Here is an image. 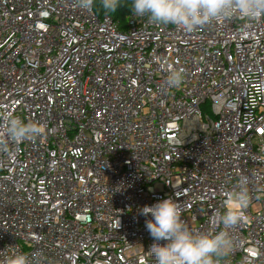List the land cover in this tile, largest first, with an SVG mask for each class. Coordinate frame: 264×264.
Returning a JSON list of instances; mask_svg holds the SVG:
<instances>
[{
    "label": "built area",
    "instance_id": "obj_1",
    "mask_svg": "<svg viewBox=\"0 0 264 264\" xmlns=\"http://www.w3.org/2000/svg\"><path fill=\"white\" fill-rule=\"evenodd\" d=\"M0 112L42 129L0 153V262L18 247L45 264H155L142 206L172 196L190 229L218 232L245 177L227 264H264V16L186 32L0 0Z\"/></svg>",
    "mask_w": 264,
    "mask_h": 264
},
{
    "label": "clouds",
    "instance_id": "obj_2",
    "mask_svg": "<svg viewBox=\"0 0 264 264\" xmlns=\"http://www.w3.org/2000/svg\"><path fill=\"white\" fill-rule=\"evenodd\" d=\"M79 9L91 11L98 8L105 15L114 14L127 6L137 19L146 18L152 25H173L186 32H194L213 22L229 18L253 21L264 16V0H72ZM183 71L170 68L167 84L179 87L183 83ZM5 135L0 136V153L9 154V141L20 143L35 140L42 134L41 126L25 121L21 116L0 112ZM249 204L246 178L237 179L228 193L226 210L213 213L212 220L223 225V230L198 231L190 229L182 220L178 202L172 197L144 205L139 214L151 219L145 226L155 241L148 250L155 264H227L236 242L229 229L246 221L245 209ZM160 241H165L161 244ZM0 264H45L43 254L17 250L5 254Z\"/></svg>",
    "mask_w": 264,
    "mask_h": 264
},
{
    "label": "trees",
    "instance_id": "obj_3",
    "mask_svg": "<svg viewBox=\"0 0 264 264\" xmlns=\"http://www.w3.org/2000/svg\"><path fill=\"white\" fill-rule=\"evenodd\" d=\"M130 3H131V0H128V4H130ZM94 9L99 16H102L104 14L98 8H94ZM129 12H130L129 8L127 6H124V7H121L120 9H118V11L116 13L111 14V16L115 19H119L122 22V24L125 26L126 16L128 15Z\"/></svg>",
    "mask_w": 264,
    "mask_h": 264
},
{
    "label": "rangeland",
    "instance_id": "obj_4",
    "mask_svg": "<svg viewBox=\"0 0 264 264\" xmlns=\"http://www.w3.org/2000/svg\"><path fill=\"white\" fill-rule=\"evenodd\" d=\"M204 111L210 113V108H209V106H204Z\"/></svg>",
    "mask_w": 264,
    "mask_h": 264
}]
</instances>
